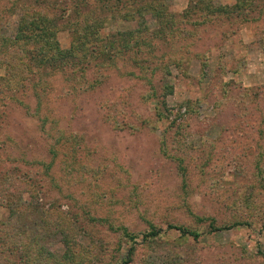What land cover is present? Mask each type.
<instances>
[{"label": "rangeland", "instance_id": "rangeland-1", "mask_svg": "<svg viewBox=\"0 0 264 264\" xmlns=\"http://www.w3.org/2000/svg\"><path fill=\"white\" fill-rule=\"evenodd\" d=\"M117 1L85 0L81 15L101 16L102 38L119 35L136 49L159 28L162 4L176 15L170 42L150 41L155 53L143 55L167 70L155 81L157 96L163 82L170 93L156 105L150 86L118 59L94 95L70 94L63 74L74 65L59 63L63 74L0 91V264H264V4L242 9L256 21L223 10L195 27L179 16L188 0ZM12 3L0 0V46L19 43L21 60L35 47L26 34L19 41V28L41 9L14 11ZM57 38L67 49L70 27L61 25ZM249 91L259 95L241 111L239 94ZM53 127L88 144L70 186L59 163L49 172L41 164ZM169 224L200 236L181 237ZM151 228L162 237H148Z\"/></svg>", "mask_w": 264, "mask_h": 264}, {"label": "trees", "instance_id": "trees-1", "mask_svg": "<svg viewBox=\"0 0 264 264\" xmlns=\"http://www.w3.org/2000/svg\"><path fill=\"white\" fill-rule=\"evenodd\" d=\"M15 1L18 2V5L14 6V11L17 10V7L18 9H22L24 13L28 10H32V7H39L41 10H39L38 14H33H36L35 17L37 18H32L34 21H32L33 23L31 22L32 24H30L29 27H26L29 21L23 20V22H25L23 27L25 28H19L18 39L21 38L19 41H21L22 36L26 34V37H24L26 38L25 41L27 43L29 41L35 47L29 50L23 59L20 60L19 55L25 52L21 49L19 43L13 44V41H11L9 46H0V55L2 56L0 57V67L4 69V76H0L1 92L9 93L8 91L10 89L18 86L29 77L35 80H37V78L41 80L42 77L45 76H52L56 73L63 74L64 71L60 69L59 63L62 67L74 65V68L70 66L71 70L68 74H63L65 76V84L68 88L67 91L70 94L81 92L82 94L91 93L94 95L98 90L102 89V83H105V78L102 79L101 77L106 76L105 72L107 68L117 66L115 60L117 61L118 59L122 62L129 61L133 70L125 71L126 75L134 79L138 78L147 83L153 92L151 95L153 100H155L153 102H155L156 105L163 104L161 103V99L163 95L165 96L170 93L167 92L169 86L165 82L159 85L158 90H160L162 94L157 96V92H155L157 90L155 89V81L158 79L157 76L159 75V71L164 72L165 68L156 64L152 66L143 55H148L146 56L148 58H150V55H154V44L151 46L149 44L150 41H152V43L163 42L164 44L170 42L171 30L176 24V15L166 13L164 11V9H166L165 4H162L160 7L155 6L162 10L156 18L158 22H160V24L158 23L159 28L155 33H150V40H148L147 43L148 46H143L141 50L129 46L130 43L128 40V44L126 41L123 42L122 37H119V35H110L102 38L101 29L105 26V19L101 18V16H90L91 14L89 12L88 14L81 15V5L85 0H12V5L16 4ZM255 1H260V3L264 4V0H236V3L232 7L226 6L224 8H217L211 6L209 0H188V7L179 16L180 19L189 24L191 23L195 27L205 26L207 18L216 14L222 15L220 11L223 10V16H230L235 11V14H238L236 18H240L244 22L256 21L259 16H252V13H247V11L243 12L242 10L244 8L247 10L252 7ZM69 2L74 3V8H69L70 13L65 10L68 9ZM117 2H119V0ZM155 7L154 10L157 9ZM54 10L58 11V18L53 16ZM143 10L145 11L146 9L144 8ZM1 12L2 10H0V14ZM260 12L261 9L258 10V13ZM61 20L65 22H59ZM64 24L70 27L72 41L67 49L62 50L57 35L61 25ZM20 25L22 26V22ZM147 44L143 42V45ZM145 50H147V52ZM176 58L179 57L176 56ZM109 61L112 63H109ZM118 70L120 71V69ZM165 71L167 72V70ZM90 72L92 76H95L91 81L87 77ZM225 92L227 97L225 95L224 97L228 98V95L231 93L227 90H225ZM257 95H259V91L244 92L243 95L240 93L238 97L240 100H238V102H241V111L245 110L244 104H246V101L251 98L256 99ZM226 98L224 99L225 102L228 101ZM230 101H232V99H230L229 102ZM223 104V100L219 101L217 107ZM189 109L187 108V110ZM156 118L158 120L170 122L169 128L180 129V126H178L179 124L176 125L175 121H169L168 118L163 115V112H156ZM262 124L264 125V122ZM56 125L57 124L54 122L53 126ZM53 128L56 135L53 137L52 144L46 143L45 154L47 161H42L41 164L44 166V170L49 172L55 169L56 165L59 163L61 171L63 170L64 172L62 173L61 181L65 183L66 186H70L73 174L76 175L79 173L75 170L76 164H79L83 157H88V150L86 149L88 144L81 134L72 133L65 135L62 130L56 129L55 127ZM6 139L8 141H13L9 136H6ZM80 152L82 156L79 155ZM261 156L264 157V155ZM56 188L58 191L60 190L59 187ZM166 230H173L179 233L181 237L192 239H197L200 236L199 232L179 225L169 224ZM213 231H215V229H213ZM161 233H163V231L151 228L147 236L151 239H155L162 237ZM133 251L134 248L131 247L130 254L133 253ZM128 261H131L130 257L125 263Z\"/></svg>", "mask_w": 264, "mask_h": 264}]
</instances>
